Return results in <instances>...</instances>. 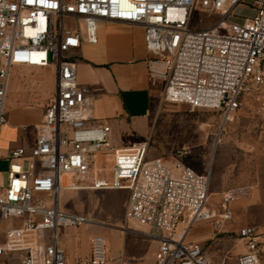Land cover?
I'll return each mask as SVG.
<instances>
[{"label": "built area", "instance_id": "built-area-1", "mask_svg": "<svg viewBox=\"0 0 264 264\" xmlns=\"http://www.w3.org/2000/svg\"><path fill=\"white\" fill-rule=\"evenodd\" d=\"M246 4L255 14L231 20ZM196 6L217 21L187 29ZM98 22L143 27L147 76L163 84L165 103L216 111L223 125L250 99L264 117V0H0V126L12 68L51 69L55 87L29 151L18 147L5 158L0 216L21 222L4 230L0 264L12 252L23 253L20 264H68L58 228L83 225L159 244L152 263L126 264H213L198 245L185 242L186 231L207 222L219 233L234 218L231 204L248 198L251 188L226 189L214 200L209 173L147 159L148 141L111 146L110 127L92 117L95 90L78 84L69 56L82 42L97 43ZM83 190L127 191L123 225L61 210V192ZM179 223L185 225L180 234ZM231 234L244 249L236 264H260L257 228ZM108 263L106 240L93 236L88 253H74L69 264Z\"/></svg>", "mask_w": 264, "mask_h": 264}, {"label": "rangeland", "instance_id": "rangeland-1", "mask_svg": "<svg viewBox=\"0 0 264 264\" xmlns=\"http://www.w3.org/2000/svg\"><path fill=\"white\" fill-rule=\"evenodd\" d=\"M254 14L250 4L241 5L235 8L230 19L240 22ZM217 19V16L196 6L187 29L201 30ZM64 23L68 26L69 22ZM161 88L163 86L158 84V88L154 89L160 91ZM53 90L51 69L12 68L4 123L0 126L1 138L7 134L8 139L13 141L14 133L9 126L33 122L39 109L43 112V100L50 98ZM143 108L134 110L136 116H132L127 126L114 125L109 137L111 146L127 147L140 140L148 141L147 159L157 157L173 164L178 161L198 173H209V193L214 200L219 192L226 189L250 187L248 198L231 204L233 220L219 233L213 230L218 233L216 238L222 239L210 250L213 252L212 261L220 264L223 260V264H229V255L223 250L233 251L235 248L237 240L231 233L244 226H254L259 234V262L264 264V117L258 113L255 102L247 99L231 121L223 125L216 111L168 104L158 94L151 101L143 102ZM7 164V161H0V186L6 183ZM23 168H27L26 162ZM127 198L128 192L124 190L63 191L59 204L65 212L120 226L123 225ZM20 222L16 219L4 220L0 216V243L3 242L4 230L19 226ZM127 227L135 228V225L128 223ZM93 236L106 240L108 264L152 263L159 245L151 239L91 225L58 228L59 241L65 243L66 252L75 245L79 253H87ZM22 257L23 253L12 252L2 257V262L20 264Z\"/></svg>", "mask_w": 264, "mask_h": 264}, {"label": "crops", "instance_id": "crops-1", "mask_svg": "<svg viewBox=\"0 0 264 264\" xmlns=\"http://www.w3.org/2000/svg\"><path fill=\"white\" fill-rule=\"evenodd\" d=\"M97 43L92 45L82 42L79 49L72 51V58L77 73V82L95 90V102L92 117L96 122L106 123L110 130L116 127L127 126L136 116L134 110L143 108V102L151 101L154 95L162 96L163 88L158 91L160 82H154L147 76V60L150 55L144 45V29L138 24L98 22L96 25ZM55 88V87H54ZM54 93V90H53ZM53 96V94H52ZM51 96V97H52ZM50 97V98H51ZM44 99V106L50 100ZM147 109V108H146ZM41 110L33 122H19L9 126L14 133L13 141L6 134L1 138L0 133V161H6L10 150L21 147L26 152L33 145L36 137V126L41 121ZM1 131V127H0ZM3 134V133H2ZM111 135V134H110ZM134 144V143H132ZM157 158V157H154ZM168 167H173L172 161H166ZM184 223H179L178 230L183 231ZM210 223H195L185 234V242L196 244L210 257L212 249L222 238H216ZM67 263L74 253H79L77 246L66 252V245L61 242ZM229 255V264H236V258L243 253V245L237 241L234 250H223ZM213 264H219L212 261Z\"/></svg>", "mask_w": 264, "mask_h": 264}, {"label": "bare ground", "instance_id": "bare-ground-1", "mask_svg": "<svg viewBox=\"0 0 264 264\" xmlns=\"http://www.w3.org/2000/svg\"><path fill=\"white\" fill-rule=\"evenodd\" d=\"M69 179H70V176H69V175L64 176V181H65V182H67ZM59 200H60V198H59ZM140 229H142V228H140V227H138V226H135V228H134L133 231H135V232L142 231V230H140ZM181 232H182L181 230H178L177 233L180 234Z\"/></svg>", "mask_w": 264, "mask_h": 264}]
</instances>
